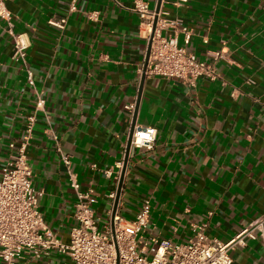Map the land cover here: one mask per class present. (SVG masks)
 Listing matches in <instances>:
<instances>
[{
    "label": "crops",
    "instance_id": "1",
    "mask_svg": "<svg viewBox=\"0 0 264 264\" xmlns=\"http://www.w3.org/2000/svg\"><path fill=\"white\" fill-rule=\"evenodd\" d=\"M147 1L157 9L159 0ZM134 3L77 0L72 11V0L7 1L14 30L30 40L26 63L36 88L46 90L26 152L34 186L44 191L39 209L62 243L77 224V194L61 153L69 155L81 190H94L101 228L112 222L111 194L135 113L126 106L136 107L148 46ZM159 16L190 28V43L179 31L180 44L215 65L220 77L203 76L195 85L146 77L136 125L154 126L157 137L152 148H131L118 210L131 219L148 199V232L158 239L186 241L203 223L209 238L227 242L264 214V0H161ZM62 18L64 28L49 23ZM15 51L0 19V169L9 144L24 139L36 101ZM232 256V264H264V247L249 239ZM19 264L74 261L51 249L26 253Z\"/></svg>",
    "mask_w": 264,
    "mask_h": 264
},
{
    "label": "built area",
    "instance_id": "2",
    "mask_svg": "<svg viewBox=\"0 0 264 264\" xmlns=\"http://www.w3.org/2000/svg\"><path fill=\"white\" fill-rule=\"evenodd\" d=\"M8 0H0V19L7 24L15 46V57L27 66V51L30 40L25 33L14 30L13 14L7 6ZM117 1V0H115ZM77 0H72L71 10L76 11ZM134 11L141 20L146 38L154 32L147 76L179 78L189 85H195L200 77L212 80L220 77L218 68L200 59L186 45L191 41L192 31L179 22L159 16L150 9L147 0H135ZM95 13L89 14L91 19ZM158 16L156 28L154 20ZM95 19V18H94ZM67 19L50 20L49 23L64 28ZM171 33H164L167 28ZM179 31L185 34V43L179 42ZM221 55L216 52V57ZM28 82L35 88L34 111L27 116L26 134L20 145L9 144L10 157L0 169V264H19L24 254L42 256L51 249L69 255L74 264H232V251L244 246L247 240H260L264 247V214L249 221L227 242L209 238L205 233V224H194L193 236L188 240L158 239L148 232L151 215L150 200H145L138 213L131 219L125 218L118 210L112 224L102 227L95 216L93 204L97 201L94 190H81V181L71 164L68 154L61 153L65 162L70 185L77 194L75 218L77 224L71 229L70 241L62 243L53 234L39 209L44 191L34 186V169L27 156L38 113L44 111L46 90L37 89L32 70L27 66ZM238 88L233 89V95ZM134 111V104L126 106ZM157 137L154 126L136 125L132 147L152 148ZM58 142V137L54 136ZM124 161L118 163L119 174ZM112 174L113 170H106ZM116 198V193L111 194ZM120 201V200H119ZM119 205V204H118Z\"/></svg>",
    "mask_w": 264,
    "mask_h": 264
},
{
    "label": "water",
    "instance_id": "3",
    "mask_svg": "<svg viewBox=\"0 0 264 264\" xmlns=\"http://www.w3.org/2000/svg\"><path fill=\"white\" fill-rule=\"evenodd\" d=\"M160 2H161V0H159V2H158V6H157V9H156L157 13H159V10H160ZM157 21H158V16H156V18L154 20V29L156 28ZM153 35H154V32H152V34H151V36L149 38V41H148L146 57H145V63H144V67H143V73H142V78H141V83H140V88H139V96H138L137 104H136V107H135L134 119H133V122H132V125H131V129H130V132H129V139H128V143H127L126 156H125V159H124V165H123V169H122V172H121L120 182H119V186H118V190H117V194H116V198H115V203H114V207H113V212H112V216H111V218H112L111 224H112L113 231H114V216H115V212H116V210L118 208V204H119V200H120V196H121V192H122L125 172H126V168H127V164H128V160H129V154H130V151H131V148H132V138H133L135 126H136V123H137V113H138V110H139V105H140V101H141V95H142V91H143V86H144V83H145V79L147 77L146 70H147V67H148V64H149V56H150V52H151Z\"/></svg>",
    "mask_w": 264,
    "mask_h": 264
}]
</instances>
